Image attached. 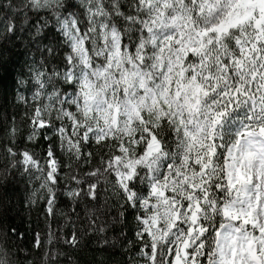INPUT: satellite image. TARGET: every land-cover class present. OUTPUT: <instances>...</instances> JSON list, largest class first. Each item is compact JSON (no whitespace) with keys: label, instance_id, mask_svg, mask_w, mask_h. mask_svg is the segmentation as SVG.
<instances>
[{"label":"snow or ice","instance_id":"obj_1","mask_svg":"<svg viewBox=\"0 0 264 264\" xmlns=\"http://www.w3.org/2000/svg\"><path fill=\"white\" fill-rule=\"evenodd\" d=\"M0 264H264V0H0Z\"/></svg>","mask_w":264,"mask_h":264}]
</instances>
